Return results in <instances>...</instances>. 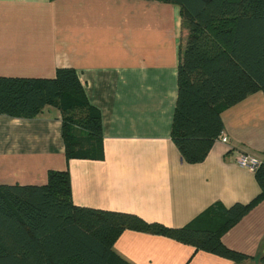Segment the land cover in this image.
Listing matches in <instances>:
<instances>
[{
  "label": "crops",
  "instance_id": "0c3cea01",
  "mask_svg": "<svg viewBox=\"0 0 264 264\" xmlns=\"http://www.w3.org/2000/svg\"><path fill=\"white\" fill-rule=\"evenodd\" d=\"M188 30L176 4L157 0H0V76L50 78L72 67L99 110L102 159L65 157L60 112L0 114V184L47 181L68 170L78 206L131 212L180 227L218 203L260 192L241 156L264 161V93L221 112L224 143L183 159L171 138L177 63ZM233 261L160 234L125 229L113 251L131 264H264V199L221 234Z\"/></svg>",
  "mask_w": 264,
  "mask_h": 264
},
{
  "label": "trees",
  "instance_id": "16d2710c",
  "mask_svg": "<svg viewBox=\"0 0 264 264\" xmlns=\"http://www.w3.org/2000/svg\"><path fill=\"white\" fill-rule=\"evenodd\" d=\"M157 1L176 4L188 30L171 138L185 161L197 163L223 130L221 112L264 93V0ZM45 106L60 112L66 159L103 158L101 116L74 68L58 67L50 78L0 76V114L31 118ZM255 177L260 192L249 202L212 204L180 227L74 204L68 170H50L42 185L0 184V264H131L113 251L125 229L242 261L248 256L225 246L221 234L264 199L262 166Z\"/></svg>",
  "mask_w": 264,
  "mask_h": 264
},
{
  "label": "built area",
  "instance_id": "2783aa9c",
  "mask_svg": "<svg viewBox=\"0 0 264 264\" xmlns=\"http://www.w3.org/2000/svg\"><path fill=\"white\" fill-rule=\"evenodd\" d=\"M218 139L224 143L227 142V137L224 134H220ZM239 162L245 166H247L250 170L255 172L260 166H262L264 170V161L254 158V157H248V156H241L239 158Z\"/></svg>",
  "mask_w": 264,
  "mask_h": 264
}]
</instances>
